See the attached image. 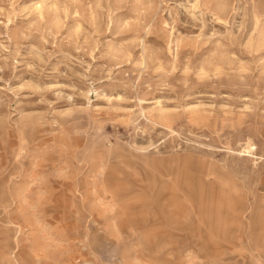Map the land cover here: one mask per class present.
I'll return each instance as SVG.
<instances>
[{"label":"rangeland","instance_id":"1","mask_svg":"<svg viewBox=\"0 0 264 264\" xmlns=\"http://www.w3.org/2000/svg\"><path fill=\"white\" fill-rule=\"evenodd\" d=\"M0 264H264V0H0Z\"/></svg>","mask_w":264,"mask_h":264}]
</instances>
